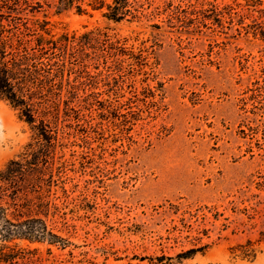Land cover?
Returning <instances> with one entry per match:
<instances>
[{"label": "rangeland", "instance_id": "1", "mask_svg": "<svg viewBox=\"0 0 264 264\" xmlns=\"http://www.w3.org/2000/svg\"><path fill=\"white\" fill-rule=\"evenodd\" d=\"M147 1L115 23L86 4L0 0V51L22 54L16 17L46 21L55 38L98 28L127 50L120 70L75 43L62 71L52 57L24 70L52 136L48 163L26 179L52 170L42 217L62 240H13L15 264H264V0ZM28 143L48 144L1 99L0 169ZM193 245L205 246L176 257Z\"/></svg>", "mask_w": 264, "mask_h": 264}, {"label": "trees", "instance_id": "2", "mask_svg": "<svg viewBox=\"0 0 264 264\" xmlns=\"http://www.w3.org/2000/svg\"><path fill=\"white\" fill-rule=\"evenodd\" d=\"M6 4V0H3ZM15 6L8 7L10 10H23L33 8L40 4V0H9ZM66 7L74 6L80 12L85 10L83 4L89 6L93 10H101L102 16L108 21L120 22L123 20L133 21L143 16L144 4L147 0H58ZM260 1V0H258ZM247 5L255 3L252 0H246ZM23 27L16 34L15 41L22 48V54L14 55L13 53L0 51V100L7 101L13 108L17 109L19 117L32 125L36 134L47 142V148L43 146L33 148L31 143L26 145V151L17 158L10 159L2 169H0V264H15L17 259L23 257L24 250L17 248L16 245H10L13 240H28L43 242L48 244H59L61 238L52 233L48 229L45 219L42 217L49 207V203L45 202L40 196L42 186H50L52 181V170H49L48 179L44 177H35L33 182L26 179L32 173L40 172L41 167L48 163L49 148L51 147L52 136L48 131L46 124L40 120L36 124V116L34 113V101L30 97L31 88L29 83L33 84L31 79L24 70L37 68V65L44 64L43 60L50 61V57H61V52H67V49L73 48V43L78 45L80 54L87 55L84 49L91 48L103 55V57L111 56L114 63L118 65V70L122 69L124 59L121 58L125 54V39L120 40L113 37L108 32L101 29H93L86 31L77 38L72 35L61 34L55 38L50 29L46 27V21L35 19L36 29H31L27 25V21H21ZM18 28V27H17ZM10 40V38H9ZM33 43V44H32ZM131 57L136 59V63L143 64V56L141 49L135 55L132 52ZM69 50L68 59H80L85 75L90 78L91 75L87 70V64L81 60V55ZM10 55V59L5 57ZM72 57V58H71ZM65 57L62 56L60 66L56 62L55 66L58 71H62L65 65ZM30 62V64H27ZM44 65L49 66V62ZM44 174V173H43ZM42 174V175H43ZM31 192L36 195L30 197ZM205 245L192 247L180 251L176 254L179 260L189 258L197 251H201ZM147 257H140L144 260ZM163 257H159L161 260ZM149 260L152 258L148 257ZM158 259V257H157Z\"/></svg>", "mask_w": 264, "mask_h": 264}]
</instances>
